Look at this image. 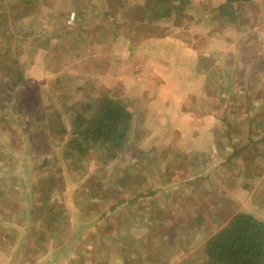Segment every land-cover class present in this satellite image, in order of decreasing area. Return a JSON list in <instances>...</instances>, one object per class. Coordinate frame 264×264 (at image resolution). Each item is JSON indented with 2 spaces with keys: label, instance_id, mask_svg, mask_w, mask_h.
I'll return each instance as SVG.
<instances>
[{
  "label": "rangeland",
  "instance_id": "1",
  "mask_svg": "<svg viewBox=\"0 0 264 264\" xmlns=\"http://www.w3.org/2000/svg\"><path fill=\"white\" fill-rule=\"evenodd\" d=\"M114 1L0 0L24 74L0 109V264H205L227 220L264 221V0H166L156 20ZM104 95L132 114L120 158L72 165L52 130Z\"/></svg>",
  "mask_w": 264,
  "mask_h": 264
},
{
  "label": "trees",
  "instance_id": "2",
  "mask_svg": "<svg viewBox=\"0 0 264 264\" xmlns=\"http://www.w3.org/2000/svg\"><path fill=\"white\" fill-rule=\"evenodd\" d=\"M165 1L154 0V3L164 9V12L163 14L155 12L153 20L166 17L169 14L170 9L163 4ZM184 1L182 0V2ZM250 1L224 0L230 7ZM13 2V7L16 8V5L18 7L34 5L36 0H13ZM128 14V17L131 18L133 11L129 10ZM22 18L23 15L20 14L15 19ZM2 25L4 24H0V26ZM29 35L32 37L33 33L31 32ZM3 40L5 47L0 48V109H9L13 104V99L11 100L10 96L18 86L24 84V74L20 69L19 61L12 57L13 53L18 54V52H14L15 48L10 49V45L7 43L10 37L6 32L0 33V41L3 42ZM70 109L72 115L68 128L60 124V121L58 122L53 116L50 117V121L56 120L59 125L52 130L51 137L56 139L62 135L65 138V142H62L60 147L65 153V158L69 157L72 165L78 163L80 156L85 154H93L100 163L107 162L108 158L119 159V153L123 150L128 139L129 129L132 127L133 118L128 106L118 98L104 95L92 102L79 104L77 110L69 107L68 111ZM59 115L56 112L55 116L58 119ZM50 161L44 160L41 167H46ZM53 182L51 177L43 181L46 189ZM107 195L105 193L102 197L105 199ZM116 205L118 203L115 202L106 211L111 212ZM48 212H53L51 207ZM203 251L205 264H264V221L246 213H238L206 238L203 243Z\"/></svg>",
  "mask_w": 264,
  "mask_h": 264
},
{
  "label": "built area",
  "instance_id": "3",
  "mask_svg": "<svg viewBox=\"0 0 264 264\" xmlns=\"http://www.w3.org/2000/svg\"><path fill=\"white\" fill-rule=\"evenodd\" d=\"M72 19H73V16L71 15V16L69 17V21H72Z\"/></svg>",
  "mask_w": 264,
  "mask_h": 264
}]
</instances>
